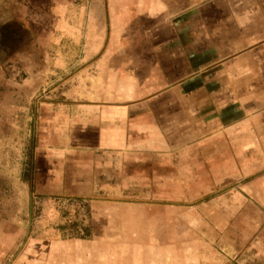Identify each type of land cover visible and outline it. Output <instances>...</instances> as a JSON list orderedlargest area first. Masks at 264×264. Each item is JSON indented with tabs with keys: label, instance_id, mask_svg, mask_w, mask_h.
Wrapping results in <instances>:
<instances>
[{
	"label": "crops",
	"instance_id": "0c3cea01",
	"mask_svg": "<svg viewBox=\"0 0 264 264\" xmlns=\"http://www.w3.org/2000/svg\"><path fill=\"white\" fill-rule=\"evenodd\" d=\"M48 1L44 9L36 0H0V12L11 5L8 14L25 31L14 54L23 77L38 69V43L49 72L66 70L46 90L59 87L64 97L46 104L59 132L64 123L77 127L57 143L62 158L77 150L87 174L80 183L63 172V187L107 179L111 188L133 156L180 151L181 141L171 148L168 141L184 132L194 143L238 133L264 152V0ZM42 10L49 14L45 30L37 25ZM72 75L76 84L68 82ZM26 79L29 91L40 90L35 77ZM251 181L264 202V174ZM80 200L89 211L85 238L72 237L60 211L45 233L29 235L12 264H130L126 244L105 236L120 231L115 225L126 216L119 210L139 202Z\"/></svg>",
	"mask_w": 264,
	"mask_h": 264
},
{
	"label": "rangeland",
	"instance_id": "374dc122",
	"mask_svg": "<svg viewBox=\"0 0 264 264\" xmlns=\"http://www.w3.org/2000/svg\"><path fill=\"white\" fill-rule=\"evenodd\" d=\"M36 1L44 9L49 5L48 0ZM10 7L5 10L10 12ZM7 11V18L0 12L7 21L2 24L14 28L18 21ZM38 14V28L45 30L49 14L46 10ZM4 47L0 44V264H12L29 235L45 233L60 211L69 216L83 203L81 198L106 196L140 204L119 210L126 216L115 225L120 231L105 236L126 244L130 264H264V202L257 199L251 183L254 176L264 174V152L259 144L260 149L252 141L244 144L238 133H217L211 138L208 134V140L204 136L196 143L187 142L184 132V139L168 141L170 148L181 141L180 151L142 159L137 155L132 162H124L128 165L110 183L111 188L103 185L107 179H90L87 188L73 181L63 187V172L80 183L87 174L79 170L82 159L77 150L62 158L57 143L61 135L78 132L77 127L64 123L59 132V123L51 119L53 109L46 104L64 97L59 87L52 95L46 90L55 82L60 84L67 77L66 70L49 72L48 61L41 55L47 52L45 45L38 43V69L23 77L14 55L19 46ZM30 77L41 85L39 91L28 90L26 78ZM197 77L193 79L198 81ZM68 82L76 84L77 77L72 75ZM67 142L77 144L76 140ZM71 156L74 161L68 159ZM62 162H69L70 168ZM246 184L250 185L245 188ZM79 209L82 212L85 207Z\"/></svg>",
	"mask_w": 264,
	"mask_h": 264
},
{
	"label": "trees",
	"instance_id": "16d2710c",
	"mask_svg": "<svg viewBox=\"0 0 264 264\" xmlns=\"http://www.w3.org/2000/svg\"><path fill=\"white\" fill-rule=\"evenodd\" d=\"M13 27L14 28H11L6 24L0 27V33L1 30H4V33L0 34V44L2 47L5 46L4 48H6L7 45L10 44L16 45V42L19 39L20 35L25 32L24 29L20 28L19 24L17 23H15ZM80 207H85V209L80 212ZM88 212L89 211L86 203H80V205L75 206L73 212L69 214V216L67 214L68 212L62 210L63 216L67 214L66 218H64V223H66L68 231L72 235V237L85 238L87 236Z\"/></svg>",
	"mask_w": 264,
	"mask_h": 264
},
{
	"label": "flooded vegetation",
	"instance_id": "af4514ba",
	"mask_svg": "<svg viewBox=\"0 0 264 264\" xmlns=\"http://www.w3.org/2000/svg\"><path fill=\"white\" fill-rule=\"evenodd\" d=\"M2 26H3V24L0 27H2ZM2 33H4V30L3 31L1 30V33L0 34H2Z\"/></svg>",
	"mask_w": 264,
	"mask_h": 264
}]
</instances>
